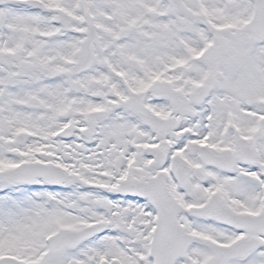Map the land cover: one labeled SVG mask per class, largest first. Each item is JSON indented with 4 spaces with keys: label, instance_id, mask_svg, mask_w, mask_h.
Here are the masks:
<instances>
[{
    "label": "snow or ice",
    "instance_id": "snow-or-ice-1",
    "mask_svg": "<svg viewBox=\"0 0 264 264\" xmlns=\"http://www.w3.org/2000/svg\"><path fill=\"white\" fill-rule=\"evenodd\" d=\"M0 264H264V0H0Z\"/></svg>",
    "mask_w": 264,
    "mask_h": 264
}]
</instances>
